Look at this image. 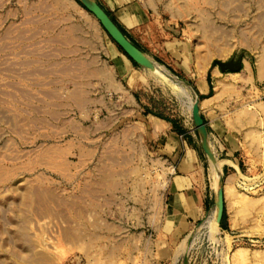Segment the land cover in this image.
<instances>
[{"label":"rangeland","instance_id":"1","mask_svg":"<svg viewBox=\"0 0 264 264\" xmlns=\"http://www.w3.org/2000/svg\"><path fill=\"white\" fill-rule=\"evenodd\" d=\"M132 1L152 33L165 32L168 39L185 40V81L190 85L207 59V80L214 92L205 98H210L206 104L223 100L232 113L230 119H237L238 126V119L243 122L240 171L219 176L223 186L231 177L234 190L223 199L220 221L216 215L208 224L213 206L201 221L172 234L164 223L169 175L165 157L144 141L138 146L126 141L119 151L117 127L93 129L107 120L101 111L72 113L76 123L72 129L63 123L57 131L43 129L50 115L36 111L35 87L23 130L21 115L0 111V264H177L184 255L187 264H264V68L257 67L261 57L264 67V0ZM53 14L54 6L47 0H0V47H5L3 42L20 46L21 31L29 27L32 36L38 19ZM149 59L168 79L165 82L134 62L145 70L147 95L152 91L158 99L156 116L165 115L166 107L175 114L186 110L193 131L187 104L189 98L195 101L191 91L175 82L162 64ZM229 60L249 62L253 83H239L245 81L239 74L241 67L218 70L217 61ZM29 68L31 83L36 85V66ZM215 70L228 84L222 83L220 92L215 87ZM9 74L20 75V66H13ZM149 102L147 98L145 112L150 110ZM245 129H251L250 133L244 134ZM23 133L29 145L20 144ZM70 138L73 146L66 145ZM53 144L61 145L63 155L55 172L53 164L39 158V151ZM207 144L213 151L208 140ZM198 151L205 155L200 142ZM212 151L222 166L224 161L217 160ZM44 156L53 159L50 152ZM22 157L29 158L28 173ZM208 163L211 178L206 165V181L210 185L212 181L216 193L219 178Z\"/></svg>","mask_w":264,"mask_h":264},{"label":"crops","instance_id":"2","mask_svg":"<svg viewBox=\"0 0 264 264\" xmlns=\"http://www.w3.org/2000/svg\"><path fill=\"white\" fill-rule=\"evenodd\" d=\"M47 1L54 6L52 17H40L32 27V36L29 35V27L21 31L20 46L3 42L5 47H0V111L21 115L23 130L24 123L28 121L24 122V115L30 111L31 89L36 87V111L50 115L48 127L43 129L57 131L61 129V123L75 128V118L70 116L72 113L98 114L101 111L107 114V120L94 124L93 129L117 127L119 151L126 141L133 142L135 146L144 141L149 143L154 153L165 157L169 163V175L164 189V223L172 234L186 231L201 221L215 204L212 181L211 185L206 181V165L211 178L209 163L205 155L199 154V140L189 124V112L181 110L175 114L174 110L166 107L165 115L156 116L158 99L152 91L147 95L145 70L135 65L93 15L76 0ZM94 1L131 43L162 64L175 82L186 86L179 81H185V40L168 39L165 32L152 33L143 13L132 0ZM142 46L148 48L152 55ZM247 64L249 69H246L244 60L241 62L239 74L245 81H239L240 84L254 81L252 68L249 62ZM16 65L20 66L21 74H9ZM31 65L36 66L38 73L36 85L29 77ZM206 70L196 72V81L191 85L199 99L210 97L214 92ZM188 89L194 97L193 90ZM147 98L150 101L149 112H145ZM220 102H211L204 107L199 105V111L214 155L217 160L224 161L221 166L224 176L225 171H240L238 156L243 138L239 137L241 128L235 120L228 121L232 113L227 111L225 101ZM5 128L9 129L8 126ZM29 143V137L23 133L20 144ZM73 144L72 138L66 143L69 146ZM49 152L53 159L44 156ZM60 155L62 148L58 144L39 151V158L44 163L53 164L54 172L63 161V155ZM21 163L27 164L28 173L29 158L22 157ZM180 262L183 263V259L177 260V264Z\"/></svg>","mask_w":264,"mask_h":264},{"label":"water","instance_id":"3","mask_svg":"<svg viewBox=\"0 0 264 264\" xmlns=\"http://www.w3.org/2000/svg\"><path fill=\"white\" fill-rule=\"evenodd\" d=\"M81 6L91 13L101 25L103 30L109 35V37L121 48V50L136 64L140 65L139 56L141 55V50L137 48L133 43H131L125 35L120 31V29L115 25L111 18L99 7V5L94 0H78ZM218 69L221 72L226 70L237 71L241 67V62L239 61H217ZM182 83L190 87L195 93V102L192 105L191 116L194 124L196 134L199 138L200 146L205 154L209 156V148L207 147V132L203 119L201 118L199 111V98L192 88V86L184 81L180 80ZM215 204L219 206V217L220 221L222 211H223V192L220 189L219 192L215 193ZM187 264V256H183V263Z\"/></svg>","mask_w":264,"mask_h":264},{"label":"bare ground","instance_id":"4","mask_svg":"<svg viewBox=\"0 0 264 264\" xmlns=\"http://www.w3.org/2000/svg\"><path fill=\"white\" fill-rule=\"evenodd\" d=\"M94 17V16H93ZM95 18V17H94ZM95 20L97 21V19L95 18ZM97 23V22H96ZM142 53H141V55L138 57L139 58V61H140V65L141 66H145V67H148L149 68V71H150V69H151V73H155L157 76L159 75L160 77H162L163 79H165V82L168 80H166V75L164 76V74L158 69V68H156V67H158V66H154L155 64H153V62L149 59V57L147 56V54H145L143 51H141ZM260 57V56H259ZM258 58V57H257ZM263 57H261L260 59H262ZM259 59V58H258ZM258 60V68H259V65L260 66H262V68H264L263 67V64H262V62L261 61H263V60ZM206 60L207 59H203V62H202V67H200V68H203V69H201V71L203 70L204 71V69H206ZM256 62H257V60H256ZM246 63V62H245ZM160 67V66H159ZM164 67V66H163ZM246 69H248V66L246 65ZM165 68V67H164ZM166 69V68H165ZM261 68H259L258 70H260ZM167 70V69H166ZM257 70V69H256ZM202 71V72H203ZM213 71V70H212ZM249 71V70H248ZM166 71L164 70V73H165ZM167 72L169 73V71L167 70ZM170 74V73H169ZM154 75V74H153ZM214 76H215V87L217 88V91H219L220 89H221V87L222 86H224L225 84L223 83L224 81H225V79H222V78H220V73L217 71V70H215L214 71V74H213ZM226 75V74H225ZM224 75V76H225ZM227 76V75H226ZM231 76V75H230ZM259 76V75H258ZM232 77V76H231ZM225 78V77H224ZM161 79V78H160ZM159 79V80H160ZM203 79V78H202ZM162 81V80H161ZM222 83L224 84V85H222ZM222 85V86H221ZM226 85H228V84H226ZM225 85V86H226ZM231 87V86H230ZM216 90V89H215ZM182 91V90H181ZM183 92V91H182ZM220 92V91H219ZM216 93H218V92H216ZM217 96V95H216ZM216 96H215V98H216ZM194 98H195V96H194ZM215 98H214V100H215ZM210 99V98H209ZM209 99H205V100H200L199 102H198V105H200L201 107H204L205 105H207L206 104V102H207V100H209ZM206 101V102H205ZM211 101V100H210ZM210 101H209V103H210ZM213 101V100H212ZM211 101V102H212ZM194 102L195 101H193V100H191L190 98H189V101H188V108L189 109H191L192 110V105L194 104ZM238 115V114H237ZM242 115H239V117H241ZM243 117H244V114H243ZM242 117V118H243ZM245 117H246V115H245ZM245 117L243 118V119H245ZM234 118H237V116L235 117L234 116ZM242 118H240V119H242ZM157 120V119H156ZM234 120H237V119H234ZM238 121L240 122V123H243V122H241L239 119H238ZM246 121V120H245ZM247 121H249V120H247ZM246 121V122H247ZM229 122H232V120L230 119V121ZM245 122V123H246ZM238 122L236 121V124H237ZM239 123V127L241 128V124ZM248 123V122H247ZM229 124V123H228ZM238 125V124H237ZM245 124H242V126H244ZM247 125V124H246ZM245 125V126H246ZM235 128V127H234ZM239 129V128H238ZM247 132H245L244 134H247L251 129H245ZM250 133V132H249ZM246 136V135H245ZM208 145V144H207ZM208 147V146H207ZM212 148V147H211ZM213 149V148H212ZM210 151V150H209ZM212 151V150H211ZM211 151H210V153H209V156L207 157L206 156V158H207V160H209L210 162H211V164H212V170H213V172H214V174L219 178L218 179V181H217V191L216 192H219V190L221 189L222 190V192H223V199H224V197H225V195H227V194H229L230 195V193H233V187L231 186V180L229 179V178H231V177H228V179H226V180H224L225 181V184H224V186H223V184H222V181H221V178L219 177L220 175H221V172H222V169H221V162L220 161H216L215 160V158L213 157V155H212V153H211ZM213 152V151H212ZM210 164V165H211ZM215 176V177H216ZM213 178V177H212ZM217 180V179H216ZM214 182H215V180H214ZM241 183V182H240ZM242 184V183H241ZM244 184V183H243ZM247 185V184H246ZM244 186H245V184H244ZM247 186H249V185H247ZM246 187V186H245ZM216 215H218V217H219V206L218 205H214V208H213V210H212V212H211V214H210V216H209V219H208V224H210L211 225V221L213 220V218L214 217H216ZM241 250V249H240ZM241 251H243V250H241Z\"/></svg>","mask_w":264,"mask_h":264}]
</instances>
